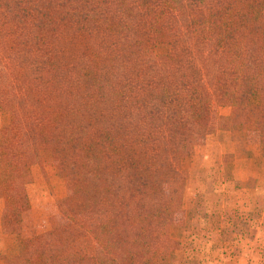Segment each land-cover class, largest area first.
Segmentation results:
<instances>
[{
    "label": "trees",
    "instance_id": "16d2710c",
    "mask_svg": "<svg viewBox=\"0 0 264 264\" xmlns=\"http://www.w3.org/2000/svg\"><path fill=\"white\" fill-rule=\"evenodd\" d=\"M220 109H229L224 118ZM243 125L264 156V0H0L2 231L16 264L174 256L197 138ZM68 184L58 223L20 238L30 170ZM88 238L90 257L71 254Z\"/></svg>",
    "mask_w": 264,
    "mask_h": 264
},
{
    "label": "rangeland",
    "instance_id": "374dc122",
    "mask_svg": "<svg viewBox=\"0 0 264 264\" xmlns=\"http://www.w3.org/2000/svg\"><path fill=\"white\" fill-rule=\"evenodd\" d=\"M224 118L229 109H220ZM259 134L236 125L206 140L197 138L185 165V181L167 184L182 212L170 228L179 243L174 256L157 264H264V156ZM27 193L32 207L22 215L20 238L41 234L58 223L57 203L68 184L50 162L33 166ZM0 198V264H16L18 238L2 231ZM88 238L75 241L71 254L90 257Z\"/></svg>",
    "mask_w": 264,
    "mask_h": 264
}]
</instances>
